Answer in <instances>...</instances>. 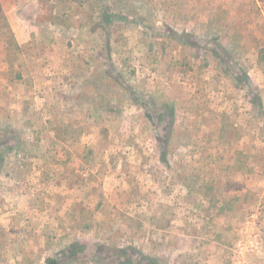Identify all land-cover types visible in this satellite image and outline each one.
Segmentation results:
<instances>
[{
	"label": "rangeland",
	"instance_id": "1",
	"mask_svg": "<svg viewBox=\"0 0 264 264\" xmlns=\"http://www.w3.org/2000/svg\"><path fill=\"white\" fill-rule=\"evenodd\" d=\"M0 4V264H264L255 41L248 77L175 67L218 11L264 39V0Z\"/></svg>",
	"mask_w": 264,
	"mask_h": 264
},
{
	"label": "trees",
	"instance_id": "2",
	"mask_svg": "<svg viewBox=\"0 0 264 264\" xmlns=\"http://www.w3.org/2000/svg\"><path fill=\"white\" fill-rule=\"evenodd\" d=\"M13 1V0H12ZM18 1V0H14ZM13 4L15 2H12ZM219 12V11H218ZM217 12V13H218ZM215 12V14L212 15L211 22L215 24V26H212L208 31V41L204 46H199L197 40H188V42H184L183 46L188 48L190 50L191 56H184L180 60H176L175 67L178 69L179 73H186L187 68H191V60L197 59L199 57L197 53V47H201L202 50H204L205 54L208 55L204 59L209 65V61L211 59H216L217 64L220 66H227L228 72L232 74L234 73H240V75H244L248 77V69L245 68L243 63L241 62L242 53L245 52L246 39L249 38L251 41H255V48L253 54H255L256 61L264 66V39L260 40L257 36L253 35V32L250 31L249 28L245 26V28H240L239 25L241 23V20L238 18H230L225 17L224 15H218ZM109 13L105 14V17H102L101 19L106 21L108 18ZM0 16L6 19L5 10L0 4ZM219 24V26H218ZM165 34L171 38H174V36L180 35L185 37H197V31L196 30H190V31H183L181 33L175 32L174 29H168ZM211 42V46L209 43ZM252 43V42H251ZM197 46V47H196ZM209 60V61H208ZM217 68V72L221 73L222 67ZM232 67V70L231 68ZM191 70V69H190ZM239 75V76H240ZM239 82V81H238ZM173 129L174 125L172 124L170 131L168 132V135L162 138V156L163 161H166L168 163L167 159V153L169 151V144L171 141V137H173ZM222 137L225 136V134H221ZM203 187V186H201ZM85 208H80L81 213H84Z\"/></svg>",
	"mask_w": 264,
	"mask_h": 264
}]
</instances>
